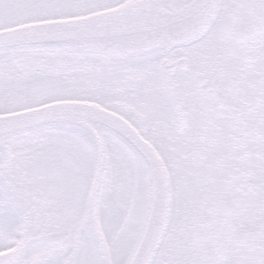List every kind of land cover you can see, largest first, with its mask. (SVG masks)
<instances>
[{
	"label": "snow or ice",
	"instance_id": "obj_1",
	"mask_svg": "<svg viewBox=\"0 0 264 264\" xmlns=\"http://www.w3.org/2000/svg\"><path fill=\"white\" fill-rule=\"evenodd\" d=\"M0 264H264V0H0Z\"/></svg>",
	"mask_w": 264,
	"mask_h": 264
}]
</instances>
